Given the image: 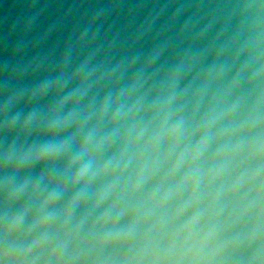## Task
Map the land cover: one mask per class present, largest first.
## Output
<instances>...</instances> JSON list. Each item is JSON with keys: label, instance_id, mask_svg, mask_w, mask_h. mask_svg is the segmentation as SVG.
Segmentation results:
<instances>
[{"label": "water", "instance_id": "obj_1", "mask_svg": "<svg viewBox=\"0 0 264 264\" xmlns=\"http://www.w3.org/2000/svg\"><path fill=\"white\" fill-rule=\"evenodd\" d=\"M0 264H264V0H0Z\"/></svg>", "mask_w": 264, "mask_h": 264}, {"label": "clouds", "instance_id": "obj_2", "mask_svg": "<svg viewBox=\"0 0 264 264\" xmlns=\"http://www.w3.org/2000/svg\"><path fill=\"white\" fill-rule=\"evenodd\" d=\"M210 127V125L208 126ZM176 129H172L170 132L165 133L164 135L168 138H173L175 136ZM205 134H207V128L205 129ZM204 145L201 143L197 146L194 150L195 153H199L203 150ZM63 151V145L56 146V145H46L42 150L41 154L36 157V160L39 161L41 159H53L54 157L58 156ZM82 151V150H81ZM194 156H189V162L194 161ZM89 165L85 164L81 171L77 174L76 180H80L83 178L85 173L88 171Z\"/></svg>", "mask_w": 264, "mask_h": 264}]
</instances>
